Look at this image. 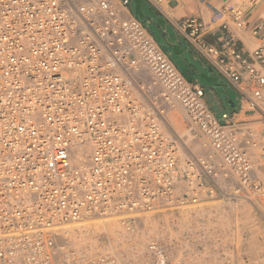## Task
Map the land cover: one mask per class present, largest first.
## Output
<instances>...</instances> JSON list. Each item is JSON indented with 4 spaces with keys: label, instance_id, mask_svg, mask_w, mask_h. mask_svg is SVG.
I'll return each mask as SVG.
<instances>
[{
    "label": "built area",
    "instance_id": "built-area-1",
    "mask_svg": "<svg viewBox=\"0 0 264 264\" xmlns=\"http://www.w3.org/2000/svg\"><path fill=\"white\" fill-rule=\"evenodd\" d=\"M212 1L218 44L205 39L202 19L177 26L264 114V44L246 51L230 32L261 0ZM129 3L0 0V264H129L113 253L75 262L59 237L95 217L135 233L141 213L211 198L264 206V177L235 136L249 134L228 113L225 122L215 116L204 87L188 81ZM178 105L211 153L183 154L166 122ZM172 250L151 238L146 254L171 264Z\"/></svg>",
    "mask_w": 264,
    "mask_h": 264
},
{
    "label": "rangeland",
    "instance_id": "rangeland-1",
    "mask_svg": "<svg viewBox=\"0 0 264 264\" xmlns=\"http://www.w3.org/2000/svg\"><path fill=\"white\" fill-rule=\"evenodd\" d=\"M147 1H143L145 18L135 14L134 0H130L129 8L144 23L159 46L170 55L188 81L198 82L204 87L209 108L221 122H225V112L232 114L233 110H239L238 104L232 106L229 101L231 97L237 102L234 85L217 71L201 65L202 62L195 60L189 50L174 54L166 41V34H173L174 29L157 19L155 5ZM194 66L201 68V71L194 70ZM203 69L207 77L200 76ZM210 76H216L218 80L208 79ZM245 108H249L247 104ZM251 113L252 117L235 121L239 128L247 131L249 138L241 131H237L235 136L243 149L252 156L258 174L264 177V114L257 110ZM167 118L185 142L182 145L185 156L191 153L202 156L212 152L206 136L189 123L181 105L172 109ZM258 209L264 213L262 202L256 198H211L194 205L141 213L135 233L127 231L117 218L95 217L84 220L68 225L59 241L65 246L69 258L75 262L113 253L129 264H151L146 254L147 243L151 238H160L173 248L171 264H254L249 263L247 258L264 259V216ZM139 239L140 246H134ZM177 255L181 257L177 258Z\"/></svg>",
    "mask_w": 264,
    "mask_h": 264
},
{
    "label": "crops",
    "instance_id": "crops-1",
    "mask_svg": "<svg viewBox=\"0 0 264 264\" xmlns=\"http://www.w3.org/2000/svg\"><path fill=\"white\" fill-rule=\"evenodd\" d=\"M148 1H150V4L152 3L153 5H155L157 16L159 18H163L165 20V24L167 26H171L174 29L175 32L173 34H167L173 35L174 42L179 44L180 48L183 49V52L189 50V52L194 56L195 60L202 62L201 65L205 67L208 66L211 70L217 71L223 78H225L221 74V72L211 63V61L199 49H197V47L183 33H181L177 26V23L190 17H197L199 19H202L206 25L204 30L205 39L210 44H218L222 37L223 30L221 28L220 22L213 23L211 21L212 13L210 8L206 4V0ZM212 2L218 3L221 1L214 0ZM130 11L132 12V14H134L131 9ZM258 24L262 25V29L260 30L259 34H253V29ZM230 32L238 41H240L244 45V49L246 51L264 44V0L252 9L244 27L239 28L231 23ZM194 70L201 71V68H197L196 66H194ZM234 90L236 92L237 102H235L231 97L229 98V100L232 99V103H234V106L238 104L239 110H233L232 114L228 113L231 119L237 121L239 119L244 120L246 118L252 117L251 111L245 108L246 103L241 100L239 91L235 87Z\"/></svg>",
    "mask_w": 264,
    "mask_h": 264
},
{
    "label": "water",
    "instance_id": "water-1",
    "mask_svg": "<svg viewBox=\"0 0 264 264\" xmlns=\"http://www.w3.org/2000/svg\"><path fill=\"white\" fill-rule=\"evenodd\" d=\"M143 1L144 0H134V2H135L134 12L140 18H145L146 17V13H145V11L143 9ZM158 20L162 21V23L165 24V20L163 18H158ZM166 41L172 47L174 54L183 52V49L180 48L179 44L174 42L173 35L167 34ZM200 76H206L207 77V74L203 70ZM208 79H212L214 81L218 80V78L215 77V76H210V77H208ZM229 101L232 103V99H230ZM232 106H234V103H232Z\"/></svg>",
    "mask_w": 264,
    "mask_h": 264
},
{
    "label": "bare ground",
    "instance_id": "bare-ground-1",
    "mask_svg": "<svg viewBox=\"0 0 264 264\" xmlns=\"http://www.w3.org/2000/svg\"><path fill=\"white\" fill-rule=\"evenodd\" d=\"M167 120H166V122H167V124L170 126V127H172V124H171V122H170V120H169V118H166ZM113 229H115V228H113ZM116 231V230H115ZM114 233V232H113ZM140 239L139 240H137V241H135V243H134V246H136V247H138V246H140L139 244H140ZM89 250V249H88ZM87 251V250H86ZM91 251V250H90ZM88 254H90V253H88ZM86 256V255H85ZM139 263H140V261H139Z\"/></svg>",
    "mask_w": 264,
    "mask_h": 264
},
{
    "label": "flooded vegetation",
    "instance_id": "flooded-vegetation-1",
    "mask_svg": "<svg viewBox=\"0 0 264 264\" xmlns=\"http://www.w3.org/2000/svg\"><path fill=\"white\" fill-rule=\"evenodd\" d=\"M159 17L157 16V19H158Z\"/></svg>",
    "mask_w": 264,
    "mask_h": 264
}]
</instances>
